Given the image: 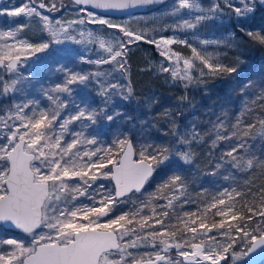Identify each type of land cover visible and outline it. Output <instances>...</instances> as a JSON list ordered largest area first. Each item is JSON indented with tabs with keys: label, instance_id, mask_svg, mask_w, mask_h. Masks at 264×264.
<instances>
[{
	"label": "snow or ice",
	"instance_id": "obj_1",
	"mask_svg": "<svg viewBox=\"0 0 264 264\" xmlns=\"http://www.w3.org/2000/svg\"><path fill=\"white\" fill-rule=\"evenodd\" d=\"M155 2L156 0H75V4L80 6L76 11L82 15L63 24L58 20L54 24L49 16L43 13L45 9L50 12L58 10L56 4H46L44 0H23L20 6L7 12L0 9V15L9 17H19L22 14L26 18L36 16L43 22V27L50 37L48 42L33 45L18 39V33L23 30V26L4 31L2 35L11 38L14 43L3 45L4 53L0 55V66L8 72H15L17 65L23 63L21 60L23 54L43 51L52 44L59 45L68 41L85 42L77 37H85L87 42H93L98 37L88 31L87 26L101 25L106 29H118L119 33H122L120 41L105 47V42L100 40L99 48L104 52L98 53L95 57L81 56L79 58L81 63L96 65L115 63L123 69L129 46L145 41L161 49L160 55L166 60L171 61L173 57L175 58L176 67L172 69L170 75L173 79L183 80L185 87L193 82L191 74L193 71L198 77L206 73L236 71L235 68H227L218 62H210L211 56L202 55L188 43L187 38H178L176 29H173L172 37L162 36L156 40L145 32L129 30L105 18L106 13L126 11ZM219 2L220 0H212V7L204 10L199 0L191 2L178 0L173 15H177L181 9H189L188 15L196 21L193 24L181 16L183 23L178 27L181 31L194 29L205 19L230 15L220 8ZM222 2L225 7L232 9L237 21L253 13L258 3L264 6V0ZM237 4L240 6H236ZM193 11H200L203 14L193 16ZM81 26H84L83 30L77 31ZM247 34L264 44V35H260L259 31L255 34L249 31ZM228 39L229 37H222L220 40H204L202 43L219 45ZM177 43L187 45L192 52V59L183 60V73L179 69L180 54L170 49L171 45ZM194 60L199 61V64L194 63ZM160 71L169 72V68L161 65ZM93 78L95 82L101 83L103 112L107 121L111 122L119 113L109 115L106 110L112 101L113 90L120 89L117 83H108L105 86L92 74L68 71L64 83L57 84L45 92V95L49 100L59 99L61 93L71 94L69 87L71 84L84 83ZM16 83V80H12L9 84L0 78L2 85L0 97L6 98L10 91H20L16 88ZM130 92L131 89H128L129 94ZM115 94L123 99L128 98L122 91H116ZM38 103L35 100L15 103L10 109L0 112V124L4 125V129H0V137H3L0 140V224L11 225L26 235L25 240L17 238L3 240V243L12 246L14 250L10 253H0V264H177L168 255V250L172 248L184 249L179 251V256L183 257L186 264L205 262L221 264L238 240L247 248L243 253L245 256L254 253L258 248H264V229L249 223L256 216L264 222V207L258 211L254 210V207H249L250 215L244 216L233 204L226 202L234 200L232 193L227 189L221 190L220 196L214 197V202L206 206L216 209L214 215L222 218L218 223L213 222L209 225L204 219L196 216L195 212L185 213L188 219L177 217V223L183 222L184 235L191 234V239L184 240V243L179 241L169 243V239L177 234L175 231L169 232L168 225L165 224V218L169 216L168 209L172 208V200L167 197H164L167 203L161 205L164 209L162 212L157 214L153 211L152 215L142 216L137 221L138 228L129 227L140 212L131 214L132 218H129V213L112 216L115 206L130 201L133 195L140 193L157 169L171 159L173 149L158 148L145 143L137 150L127 137L116 139L114 147H100L95 135L88 138L82 130L68 129L69 124L82 120H87L90 126L94 125L97 115L95 109L89 108L87 104H83L82 107L77 104L76 112L66 115L61 120L60 109L67 107V101L52 111L47 108L40 109ZM219 126L223 127V123L221 122ZM248 134L247 131L244 133L245 136ZM235 135L233 132L229 136H217L216 139H231ZM81 137L86 139L88 145L94 147L91 150L82 149ZM198 139L199 136L194 130L188 138L177 137L178 143L185 145H191ZM246 143L247 141H241L227 151V157L231 158L228 163L233 167L239 168L241 164L233 153L243 149ZM176 152L184 163L191 162L189 152L180 153L179 150ZM223 159L221 157L222 161ZM246 163L248 168L253 166L251 159ZM104 179L114 182L111 189L102 183L96 184L97 180ZM163 188L183 190L181 176L173 173L167 180L161 182L156 191L159 192ZM81 196L91 199L92 205L76 204L75 201ZM97 196L99 200L96 199ZM235 196L240 197L241 193L236 192ZM149 203L142 202L141 209L148 207ZM184 203L188 201L185 200ZM157 215L160 218L154 219ZM105 217L108 219L102 221ZM232 221L236 223L233 224ZM155 225L161 227L156 229ZM214 229L217 230L216 233L209 235ZM198 233L203 238H200L199 242H193L197 240ZM165 236H168V239L162 238ZM218 236L223 237V241L217 239ZM158 237L161 239L157 242ZM205 238L209 243L205 242ZM213 244L215 246H212ZM148 248H151L155 255L148 251L141 252V249ZM161 252L164 254H160Z\"/></svg>",
	"mask_w": 264,
	"mask_h": 264
},
{
	"label": "trees",
	"instance_id": "obj_2",
	"mask_svg": "<svg viewBox=\"0 0 264 264\" xmlns=\"http://www.w3.org/2000/svg\"><path fill=\"white\" fill-rule=\"evenodd\" d=\"M250 27L255 32L260 29L255 24ZM249 41L253 47L251 54L242 55L232 47L222 56L224 66L235 68L236 71L231 73L220 71L212 76V80L208 83H204L202 78H194L193 82L185 87L184 81L178 79L176 84L169 86L158 81L138 80V74L135 72L128 79L130 94L123 92L128 98H122L117 102L115 98L118 95L113 94L115 98L112 97V101L107 106V114L119 113L111 122L107 121L103 114V104L98 107L99 100L103 101L102 96L96 95L91 86L87 92L83 91V88L77 91L78 96L83 93L82 99H87V103L96 110L95 125L98 123L101 129L98 138L100 142H105L103 144L114 147L116 139L127 137L137 147L149 143L158 148L173 149L171 159L157 169L147 188L142 193H136L139 196L137 207L126 210L122 207V203L118 204L112 216L129 213V218H132L131 214L139 211L140 215L133 220L132 225H129L138 228L137 221L142 216L152 215L153 211L159 214L164 210L160 206L162 200H165L164 197L170 199L171 193L178 192L180 197L177 202L172 203V208L168 209L169 216L165 218V224L168 225L169 232L175 231L177 234L169 239V242L184 243V240L191 239V234L184 235L183 222L177 223V217H185V213L195 212L196 216L204 219L209 225L213 222L218 223L222 218L214 215L216 209L206 206L214 202L213 198L219 197L223 189H227L234 197V200L226 202L233 204L234 208L244 216L250 215L249 207H254L257 211L264 207V44L254 39ZM138 44L154 49L153 44L145 42ZM70 60L66 57L59 58L62 73L68 72L73 65ZM73 71L77 73L79 70L73 69ZM7 76L9 77L10 73ZM25 90L23 95L18 92L13 95L9 92L3 99V105L10 109L18 101H38V76L30 78ZM43 98L46 99L45 103L51 101L46 96ZM62 102L64 101L60 103ZM73 109H75L74 105L69 102L66 108L60 110L74 113ZM221 122L223 127L219 126ZM249 125L254 126L249 128ZM193 130L199 136L197 141L191 145L178 143V136L188 138ZM246 131L249 133L247 136L244 135ZM233 132L236 135L231 139H216L217 136H229ZM241 141L247 143L243 149L233 153L237 160L241 161L240 167L236 168L228 163L231 158L227 157L226 153ZM176 150L180 153L189 152L191 162L184 163ZM221 157L224 158L223 161ZM249 159L253 161L251 168H248L246 163ZM173 173L181 176L183 190L163 188L157 192L156 189L161 182L167 180ZM236 192L241 193V196L236 197ZM185 200L188 203H184ZM142 202L150 203L148 207L141 209ZM156 218L160 217L157 215L154 219ZM232 223L235 224L236 221ZM249 223L264 229V222L259 216L254 217ZM160 227L155 225L156 229ZM152 230L154 229H147V231ZM216 231L214 229L209 235L215 234ZM162 238L168 239V236ZM200 238L203 237L198 233L197 240L193 242L199 241ZM159 239L161 237L157 238V242ZM205 242H207L206 238ZM246 250L247 248L245 246L242 248L238 240L221 264H250L243 255ZM143 251L155 255L151 248L141 249V252ZM170 252L174 253L175 248L170 249ZM258 264H264V259Z\"/></svg>",
	"mask_w": 264,
	"mask_h": 264
},
{
	"label": "rangeland",
	"instance_id": "obj_3",
	"mask_svg": "<svg viewBox=\"0 0 264 264\" xmlns=\"http://www.w3.org/2000/svg\"><path fill=\"white\" fill-rule=\"evenodd\" d=\"M22 2L23 0H9L7 4L0 9L7 12L14 9L15 7L20 6ZM44 2L46 4L54 3L57 5L58 11L50 12L47 11V9L43 10V13L45 15H48L50 20H52L54 24L57 20L60 21L61 24H63L65 21L78 19L82 15V13H78L76 11L79 6L75 4L64 7V3L61 0H44ZM189 2H191V0H189ZM199 4L202 9L207 10L212 7V0H199ZM177 5L178 0H168L164 5L147 14H138L127 18H105L110 19L112 23L123 25L129 30L145 32L156 40H159L162 36L166 38L172 37L173 29H176L178 38H187L188 43L191 44L192 47H195L198 52H200L202 55L212 57V60H210V62H218L223 66L225 65V63L222 60V56L232 47L236 48L242 55H249L252 53L253 47L252 43L249 40L253 38L247 34L249 31L253 32L254 34L256 33L250 27L252 24L259 26L260 29L258 30L260 35H264V11L259 6V4L256 5V10L253 13L249 14L247 18H242L241 20L237 21L234 13H232V9L225 7L222 0H220V8L225 13H229L230 15L219 16L217 19H205L204 21L197 24L196 28L183 29V31H181L180 27H178L183 23V21L180 19L181 16H183L184 19H188L190 23L195 24L196 21L188 15L190 11L189 9H181L177 15H173V13L176 11ZM236 6L240 5L237 4ZM202 14L203 13L200 11H193V16ZM10 21L13 23H9ZM19 26H23V30L18 33V39L22 40L25 43L39 45L41 43L48 42V40L50 39L48 33L43 27V22L36 16L26 18L23 14L19 17L0 15V55L4 53L3 45L5 43H14L11 38L4 37L2 33L9 30L10 28H18ZM83 28L84 26H81V28L77 31L83 30ZM87 30L93 32V34L98 37V39L93 42H87L85 37H77L78 39L85 40V42L74 43L72 41H68L59 45L52 44L48 49H45L43 51H37L34 54H23L21 56L23 63L19 65L15 72H8L7 69L0 68V78H2L4 81L7 80L9 84L12 80H16V88L20 89L18 93L23 95L25 93L23 90L26 89L30 78L32 76H38V107L40 109L47 108L49 111L54 109L52 106L59 107L61 101H67V103L72 102V105H74V107L77 104H80L81 107L83 106V104H87L89 108H93L90 106L91 104L87 103V99H82L83 93L78 96L77 91L81 88H83V91L87 92V89L89 88V86H91V88H93V90L95 91V94L101 96V83L95 82V79L93 78L84 83L71 84L69 86L71 89L70 95L68 93H61L59 94V99H53L45 103L46 99L43 98V96H46L45 92L53 89L57 84L62 85L64 83V80L66 79L67 72L62 73V66L60 65V62H58L59 58L61 57L71 59L70 61L73 65L68 71L74 72L73 69H77L79 70L77 72L78 74H92L93 77H98V79L105 86L108 83L119 84L120 89L113 90L114 95H117L115 94L116 91H122L125 93L128 92V79H130V77L135 72H137L136 74H138V80L141 81H158L169 86H172L176 84V82H178V79H173L170 75L172 69L176 67L175 58L173 57V60L171 61L166 60L164 56L160 55L161 49H158L154 44L153 50L138 44V42L131 44L129 46L130 50L127 52V55L125 57V67L123 69L119 68L115 63L100 65H96L93 63H86L88 65H85L81 63L79 59L81 56L86 55L89 57H95L98 53L104 52L103 49L99 48L100 40H103L105 42V47H107L109 44H117L122 37V33H119L118 29H106L105 26L101 25H88ZM73 35H76V33H73ZM222 37H229V39L223 41L219 45L214 43H202V41L204 40H220ZM180 48L185 49L182 50ZM170 49L172 52L180 54L181 61L179 64V69L183 73V60L193 58L191 49L187 45L180 43L171 45ZM194 63L199 64V61L194 60ZM161 65H163L164 67H168L169 72L160 71ZM9 73L10 76L8 77L7 75H9ZM191 74L193 78H202L204 80V83H208L212 80V76L216 75L217 73H206L202 77H198L195 71H193ZM5 75L7 76V78ZM0 88H2V85H0ZM10 93H13V95H15L17 92L10 91ZM112 97L115 98L113 95ZM3 99L4 97H0V112H3L5 109H7L2 103L4 102ZM121 99L122 97L120 95L115 98L117 102ZM18 103H22V101H18ZM52 103L53 105H51ZM100 104H103V111L104 102L102 100H99L98 107L100 106ZM67 112L69 113L61 111V120H63L66 115L70 113L73 114L70 111ZM73 112H76V107L75 109H73ZM0 129H4L3 124H0ZM68 129L71 131L82 130L86 133L88 138H91L93 135H95V137L100 142L98 133L101 129L98 126V123L96 125L94 124L90 126L87 120L76 121L75 123L69 124ZM2 139L3 137H0V140ZM103 143L100 142V147L112 146L110 144L105 145ZM80 147H82V149L84 150H91L94 146L88 145L86 139L84 137H81ZM135 147L138 150L139 147ZM110 181L111 180L108 179L97 180L96 184L102 183L106 186V188L111 189L113 187V183L112 181L110 183ZM93 187L95 188V185ZM179 197L180 196L178 192L170 194L172 203L177 202ZM96 199L99 200V196H97ZM138 200L139 196L135 194L132 196L130 201L122 203V207H124L126 210H132L137 207ZM75 203L82 204L84 206H91L92 200L87 196H81L75 201ZM166 203V200H162L160 206L165 205ZM107 219L108 217L102 218V221ZM7 238H17L20 240H25L26 235L21 232L8 230L3 226H0V253H10L14 250L12 246L3 243V240ZM217 239L223 241L224 238L218 236ZM206 243L209 242L207 241ZM212 246L215 245L213 244ZM241 246L242 248H244V245L241 244ZM181 250L184 249H175L174 253H171L170 249L168 250V255L174 261H176L177 264H181V262H183V257L179 256V251ZM130 251L135 250L130 249ZM259 262L251 263L250 261H248V263L250 264H258ZM183 264H186V262H183ZM205 264H207V262H205Z\"/></svg>",
	"mask_w": 264,
	"mask_h": 264
},
{
	"label": "water",
	"instance_id": "obj_4",
	"mask_svg": "<svg viewBox=\"0 0 264 264\" xmlns=\"http://www.w3.org/2000/svg\"><path fill=\"white\" fill-rule=\"evenodd\" d=\"M8 1L9 0H0V6L4 5ZM71 1L75 4V0H71ZM167 1L168 0H156L155 3L150 4V5L133 8V9H129V10H126V11H113V12H110V13H106L105 14V17H111V18H127V17H131V16L138 15V14H145V13H148V12H152L153 10H155L156 8H158L160 5L164 4ZM77 6H79V5H77ZM260 6L262 8H264V6H262V5H260ZM21 60H22V58H21ZM6 62L7 61H5V63ZM19 65L20 64L17 65V68L19 67ZM0 68H4V67L3 66H0ZM130 142L132 143V145L134 146V148H136L135 145H134V142L132 140H130ZM112 183L114 184L113 181H112ZM147 185H148V183L145 185L144 189L141 192H143L147 188ZM0 226H3L4 228H6L8 230H13V231L21 232L19 229H15L11 225L0 224ZM246 258H247V261H250L251 263H256V262H259V261L263 260L264 259V248H258L254 253H251V254L247 255Z\"/></svg>",
	"mask_w": 264,
	"mask_h": 264
},
{
	"label": "flooded vegetation",
	"instance_id": "obj_5",
	"mask_svg": "<svg viewBox=\"0 0 264 264\" xmlns=\"http://www.w3.org/2000/svg\"><path fill=\"white\" fill-rule=\"evenodd\" d=\"M63 1L64 3V7L65 6H68V5H71V4H74L71 0H61ZM7 3H5L4 5H6ZM4 5L0 6V8H2ZM262 8V7H261ZM262 10L264 11V8H262ZM58 11V10H57Z\"/></svg>",
	"mask_w": 264,
	"mask_h": 264
},
{
	"label": "bare ground",
	"instance_id": "obj_6",
	"mask_svg": "<svg viewBox=\"0 0 264 264\" xmlns=\"http://www.w3.org/2000/svg\"><path fill=\"white\" fill-rule=\"evenodd\" d=\"M76 5V4H75ZM260 6V5H259ZM261 7V6H260ZM150 182V181H149ZM149 182H148V184H149Z\"/></svg>",
	"mask_w": 264,
	"mask_h": 264
}]
</instances>
